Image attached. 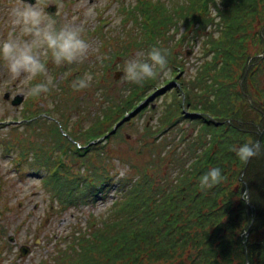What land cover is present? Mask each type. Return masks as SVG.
Wrapping results in <instances>:
<instances>
[{
    "label": "trees",
    "instance_id": "1",
    "mask_svg": "<svg viewBox=\"0 0 264 264\" xmlns=\"http://www.w3.org/2000/svg\"><path fill=\"white\" fill-rule=\"evenodd\" d=\"M137 2L140 10L130 16L132 21L139 22L138 38L136 42L132 41V45L145 46L149 51L156 46L158 38L165 43L167 26H173L174 23L167 25L166 19L157 21L156 18H161L162 13H158L152 1ZM210 4L216 9L217 28H221V34L217 38L208 36L206 43H209L207 47L210 48L206 52L203 50L206 55L209 54V59L202 58L204 61L196 82L187 83L181 76L174 83L168 82L172 85L170 93L173 95V109L169 116L172 122L163 139L153 142L160 144L170 135V129L173 133H184L185 129L180 126L187 124V133L181 140L184 141L186 136L190 137L188 146L192 148L191 155L194 158L188 157L184 160L177 153V140L168 141L164 154L178 156L177 162L182 161L184 165L178 164L179 174L174 179L166 176L163 184L156 181L155 197L150 196L153 189L143 185V177L135 180V189L131 192L128 191V183L125 185L122 180L115 182L119 197L113 201L104 216L97 218L98 223L88 225L91 231L77 229L60 237L49 256L41 259L38 264H143L144 260H147L145 264H176V261H181L180 255L184 252H187L186 264H245L244 242L249 264H264V150L249 159L247 164L240 161L232 151L234 146L238 147L245 142H257L264 131V58H261L264 53V35L262 39L254 27L260 22V30L264 31V0H180L172 4V19L175 17L177 22H183L184 28L201 25L197 31L204 30L215 19L209 9ZM123 9L127 15L134 14L130 6H121V11ZM143 21L146 24L153 22L150 26L152 32ZM197 36L195 32L193 38ZM188 37L189 32L185 30L179 40H175L173 35L171 44H184ZM248 44L260 47L257 51L250 52ZM109 45L113 47L111 44L107 46ZM178 51L179 56L186 55L182 54L181 48ZM112 55L109 54L106 59L107 64H111ZM171 57L173 59H167L168 64L171 63V70L182 73V61L177 60L175 55ZM94 68L96 70L93 75L96 74L97 80L94 83L101 85L95 87L92 80L90 87L83 89L87 93L81 98L75 96L77 91L71 87L72 81L83 77L77 76L64 80L63 86L58 84L60 91L51 88L46 96L54 101V108H26L23 111L24 118L35 117L27 124V128L45 127V136H49L47 144L29 145L32 151L38 148L30 161L24 145L19 144L20 156L30 167L55 168L56 162L53 164L52 160L55 161L54 158L59 154L66 155L68 151H75L73 154L77 156L76 162L80 161L79 168L85 167L83 170L92 164L95 156H101L108 161L111 159L112 155L105 154L98 146H93L91 151L95 156L87 154L89 147L95 143L93 139L106 136L105 139L108 134L113 142L120 127L112 132V115L121 113L122 106L129 107L126 113L132 112L135 107L132 100L125 103L119 100L118 105H113L115 109L108 112L109 108L105 109L101 102L85 99L90 92L99 91L100 97L107 95L108 89L102 84L105 79L100 73V63H96ZM91 69L93 68L89 72ZM243 77L244 81L240 86ZM149 82L139 89V93H147L154 86L155 82ZM137 89L138 86H133L129 94ZM248 97L252 103L248 102ZM111 103L114 104V101ZM70 110L81 111L83 117L88 118L86 126L92 128H84L85 120L73 124L68 118L67 111ZM45 111L57 114L61 121L58 123L37 117ZM110 112L112 113L109 115ZM62 121L66 122V131L60 130ZM63 133H69L75 144H79L74 147L75 150L64 147L65 144L72 143L67 136H62ZM34 135L37 137V132ZM262 137L261 144H264V135ZM39 138L43 139L41 135ZM195 149L198 153L194 152ZM81 158H84L85 163L83 161L81 164ZM121 160L127 161L134 169L131 158L124 157ZM21 162L22 160H18V164ZM60 164L62 163L59 162ZM214 167L221 169L223 181L210 190L201 191L200 176ZM60 171L62 175L57 176L56 172ZM69 173L67 168L54 169L52 176L42 179L43 188L53 202L57 201L61 205L60 209L67 203L76 206L92 199L99 191L91 192L94 184H103L107 178L109 184L114 182L107 171L102 175L97 168L90 177H84L85 174L81 173L83 179L78 181V178L71 179ZM136 174L142 176L141 172L136 171ZM105 185L107 183L102 187ZM171 185L176 186L170 189ZM126 193L132 195L130 199L124 197ZM140 195H144V198ZM154 201L155 205L152 206ZM251 221L253 222L250 225ZM177 222H185V226H177ZM138 223L144 225L142 234L137 230ZM180 227V238L176 239L175 235H171V230ZM248 228L249 235L245 238ZM195 251L198 252L196 255L192 253Z\"/></svg>",
    "mask_w": 264,
    "mask_h": 264
},
{
    "label": "rangeland",
    "instance_id": "2",
    "mask_svg": "<svg viewBox=\"0 0 264 264\" xmlns=\"http://www.w3.org/2000/svg\"><path fill=\"white\" fill-rule=\"evenodd\" d=\"M49 1L48 4L56 3V8L52 13L54 15L51 16V18L56 20L57 26L71 23L81 27L83 29L84 38L89 41L92 46L83 63L57 67L50 61H45L48 74L53 77L54 86L52 89H58V91H60L58 84L63 86L64 80L67 81L70 78L83 76L84 73L89 72L90 68H93L90 70L93 76V85L99 87L101 84L96 85L94 83V81L97 80H95L96 74L94 73L93 75V72L96 70L94 67L96 63L99 62L101 68L100 73H102L105 79V82L103 80L104 83L102 84H105L108 89L107 95L100 97L99 91L90 92L85 96V99H89L92 102H101L102 106L106 107L105 109L109 108L108 112L115 109L113 105H118L117 103L119 100H122L124 103L132 100L135 108L132 112L126 113L125 111L129 107L124 108V106H122L121 108L123 111L121 113H114L112 115V123L114 125V127H112V132L118 130L120 127L119 133L113 142L109 134L105 139L104 137L106 136L93 139L95 143L89 147L87 154L95 156V153L91 151L92 148H94L93 146H98L100 149H103L105 154H111L112 156H110L111 159L109 161L101 156H95L92 160V164L86 168V170H83L85 169L83 166V169L79 168L80 161L76 162L77 156L73 154L75 151H68L66 155H57V157L54 158L55 161L52 160L53 164L56 162V164H54L55 168L47 167V169H45L40 167L37 169L35 167H30L28 162L20 156L18 150V144L20 142H16L17 140H15L10 143L12 148L9 151L3 150L2 145L4 146V144H0V264H38L41 259L46 258L47 255L49 256L60 237L67 236V234L77 229L90 232L91 227L88 225L93 222L98 223L97 218L104 216L113 201L118 197V188L115 187V182L118 183L122 180L125 185L128 183V191L131 192L135 189V180L143 177V185L152 188L153 192L150 196L155 197V189H157L156 181H161V184H163L166 176L174 179L177 174H179L178 164H184L182 161L177 162L178 156L164 154L166 151L165 145L168 141L176 139L178 142V155L184 160L188 157H192V148L188 146L190 137L186 136L184 141L181 140L187 133V124L180 126V128L185 129L184 133L180 131L173 133L170 129V135L160 144L153 143L160 142L163 139L164 135L169 132V126L172 122L169 116L173 109V95L170 93L172 85L170 86L168 82L172 81L174 83L178 81L180 76L181 79H184L187 83L196 82L198 71L202 66L201 63L204 61L202 58H205V60L209 59V54L206 55L205 53L210 48V46L207 47L209 43H206L208 41V36L213 35V38H217L221 34V28H217L218 17L217 14L215 15L216 9L212 4H210L209 9L211 10L212 16L215 17L214 21L207 24L204 30L197 31L199 27H202L201 25L192 26L190 28L186 26L184 28L182 26L183 22H177L175 17L172 19V4L180 0H150L153 2L152 4L157 9L158 13H162L161 18H156L157 21L166 19L167 25L169 23H174L173 26H167L165 43L163 39L158 38L155 47L166 52L167 59L171 60L173 59L171 55H175L177 60L182 61L184 70L182 73H179L177 70L174 72L171 70V63L167 64L170 74L167 76L161 75L156 79L148 80L150 81L149 83L155 82L154 86L147 90V93H139V89L141 87L144 88L143 86L146 85L147 81L142 85H135L121 79L125 62L141 51L147 53V48H145V46L139 47L136 45L134 47L132 45V41L136 42L138 38L137 29L139 22L136 23L132 21L130 16L137 14L140 10L137 0ZM121 6L125 8L129 6L132 7L134 14L130 13L127 15L125 9L121 11ZM187 6L188 5H185V7ZM9 18L10 17H8V19ZM97 23L100 26H96ZM146 23L147 22L143 21V24ZM148 23L149 24L146 25L148 29H150V32H152L150 26L153 22ZM261 25L260 22H257L254 27L255 30H258L257 32H259L263 39L264 31L263 29L260 30ZM185 30L189 32V37L185 43L180 45L179 42V45L176 43V46H172V36L175 35V40H179ZM195 32L198 36L194 39ZM13 35H19L18 29L13 30ZM108 44H111L113 47H110V45L107 46ZM182 45H184V47ZM261 46L263 47V44ZM247 47L250 52H254L255 50L257 51L260 46L254 47L252 44H248ZM180 48L182 54L186 53V51H189V54L179 56L178 50ZM109 54L112 55L111 64H107L106 62ZM2 75H4L3 78H1ZM42 79H44V77L37 78V80ZM243 81L241 80L240 84H242ZM6 84L9 85L6 86ZM11 84L12 86L14 84L13 89L25 96L24 90L27 86L24 85V82L20 79L12 78L8 74L7 69L0 63V135L5 138H8L10 133L20 136L23 132L25 135V130H27V139L25 142L21 143L24 145V148H28L32 143L37 145L38 143L47 144L49 142L47 140L49 136H45V127L23 129V126H26L24 122L15 124V122L24 118L23 111H19L20 107L18 109H11V107H8L2 100L3 93L8 90ZM133 86H138V89L129 94ZM86 93V90L77 91L75 96L81 98ZM46 95L42 94L39 98L31 97V102L27 105V108L33 110L39 108H54L55 104L52 103L53 100ZM92 95L94 97H90ZM179 96H181V93H179ZM262 100L263 97L261 101ZM111 101H114V104L111 103ZM63 103L64 101L62 100L61 104ZM93 110L92 108V115L94 113ZM98 110L99 109H97V111ZM67 112L68 118L73 124L85 120L84 128H92L91 126H86L88 123L86 120L88 118H84L81 111L77 112L76 110H70ZM111 113L112 112H110L109 115ZM42 116L48 121L53 120L58 123L61 121V118H59L57 114L54 115L52 112L45 111L42 113ZM3 119L12 122L8 125H2ZM65 125L66 122L62 121V128L60 127L61 131H66ZM75 127L78 128L77 126ZM145 127L149 128L147 129ZM34 131L37 132V137L32 133ZM39 135H41L43 139L39 138ZM62 136H67V139H70L72 143L64 145L67 149H70V147L74 149L75 146L77 147V145H79L75 144V141L70 138L69 133H63ZM259 139L260 143H262L263 137L261 134L258 137V140ZM37 150V147L34 151L31 150L32 157ZM55 152L58 153L59 151ZM194 152L198 153L196 149ZM124 157L128 159L131 158V161L134 162V169L127 161L121 160ZM193 158L194 156L192 159ZM18 160H22V162L18 164ZM81 161V164L83 161L85 163L84 158H81ZM59 162L62 164L59 165ZM190 162L191 160L187 163ZM65 168L70 170V178H78L77 181L83 179L81 178V173L85 174L84 177H90L92 176L93 170L97 168L102 175L107 171L114 182L112 185L109 184L107 178V181L104 180L103 182V184L107 183L104 187H102V183L99 185L94 184L91 192L99 191L92 199L84 203H79L76 206L67 203L65 207L60 209L61 205L58 204L57 201L53 202L52 197L46 193L43 188L42 179L52 176V174H54V169L62 170ZM156 169L157 171H155ZM136 171L141 172L142 176L136 174ZM56 175H62L61 171L56 172ZM189 181L190 183L192 182L191 179ZM86 185L85 181L84 186ZM175 186L176 185H171L170 189H173ZM177 188L180 189L178 186ZM130 196L132 195L129 193L124 195L126 199H130ZM141 197L144 198V195ZM242 198H244V193ZM245 200L247 203L246 198ZM152 204V206H154L155 201L152 202ZM148 218H150V216H148ZM252 222L253 221H251L250 225ZM176 225H182V227H184L185 222H177ZM136 227L139 233L142 234L144 225L138 223ZM182 227L171 230V235H175V238L179 239ZM247 231L248 230L245 231V238L249 235V233L246 235ZM10 236L13 237L12 243L7 241ZM241 236L244 237V235ZM35 239H39V242L35 243ZM21 245L30 247L31 252L27 257L18 261V249ZM244 252L246 255L245 242ZM192 253L196 255L198 252L195 251ZM180 259L181 261H176V264H186L187 252L182 253ZM146 261L147 260H144L143 264H145Z\"/></svg>",
    "mask_w": 264,
    "mask_h": 264
},
{
    "label": "clouds",
    "instance_id": "3",
    "mask_svg": "<svg viewBox=\"0 0 264 264\" xmlns=\"http://www.w3.org/2000/svg\"><path fill=\"white\" fill-rule=\"evenodd\" d=\"M9 17L19 35H9L0 40V63L12 78L29 84L24 90L29 97L46 95L54 86L45 61H50L57 67L83 63L92 47L84 38L81 27L71 23L57 26L56 20L45 12L44 0H35L34 4L20 0V3L10 7ZM167 64L166 52L152 47L147 53L141 51L125 62L121 79L130 84L142 85L161 75H169ZM38 77L44 79L32 84ZM92 80V74L86 72L83 77L72 81L71 87L74 91H81L90 87ZM261 134L264 135V131ZM262 150L264 144L251 141L232 148L242 162L259 155ZM223 179L219 167L210 168L200 176L199 187L201 191L210 190Z\"/></svg>",
    "mask_w": 264,
    "mask_h": 264
},
{
    "label": "flooded vegetation",
    "instance_id": "4",
    "mask_svg": "<svg viewBox=\"0 0 264 264\" xmlns=\"http://www.w3.org/2000/svg\"><path fill=\"white\" fill-rule=\"evenodd\" d=\"M25 2L27 3H31L34 4L35 0H25ZM14 3V4H13ZM18 3H20V0H0V40H3L5 38H7L9 35H13V25L11 24V20L9 17V9L12 6L17 5ZM50 6H55V5H51L48 4L46 6V8L44 7V10L46 11L47 15L50 16L48 8ZM56 8V6H55ZM13 28V29H12ZM3 68V67H2ZM4 75L1 76V78H3ZM36 82H40V80H34L31 83L34 84ZM9 84H6V86ZM24 85H26L27 87L29 86L28 83L24 82ZM14 88V84L12 86V84L9 86L8 90H6L3 95H2V100L4 101V103L9 107H11V100L14 99L16 96H21V98L23 99V102L19 108V111H24L27 108V105L31 102V100H29V97L27 95H22L20 94L17 90L13 89ZM13 89V90H11ZM14 109H18V108H14ZM16 111V110H15ZM27 119L26 118H22L21 120H19V123L22 122H26ZM24 128V126H23Z\"/></svg>",
    "mask_w": 264,
    "mask_h": 264
},
{
    "label": "water",
    "instance_id": "5",
    "mask_svg": "<svg viewBox=\"0 0 264 264\" xmlns=\"http://www.w3.org/2000/svg\"><path fill=\"white\" fill-rule=\"evenodd\" d=\"M22 101V99L20 97H16V99L12 102V104L14 106L20 104ZM260 142V139H259ZM249 230L247 231L246 235H248ZM10 241H12V238H10ZM29 249L27 247H21L20 252H21V256H25L28 253ZM246 262H247V258H246Z\"/></svg>",
    "mask_w": 264,
    "mask_h": 264
},
{
    "label": "bare ground",
    "instance_id": "6",
    "mask_svg": "<svg viewBox=\"0 0 264 264\" xmlns=\"http://www.w3.org/2000/svg\"><path fill=\"white\" fill-rule=\"evenodd\" d=\"M41 118H43L42 113H41ZM43 119H44V118H43Z\"/></svg>",
    "mask_w": 264,
    "mask_h": 264
}]
</instances>
